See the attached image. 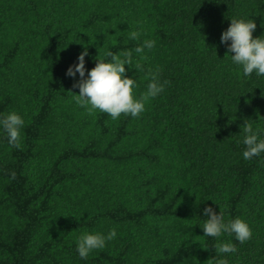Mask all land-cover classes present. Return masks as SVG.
<instances>
[{
    "label": "trees",
    "instance_id": "obj_1",
    "mask_svg": "<svg viewBox=\"0 0 264 264\" xmlns=\"http://www.w3.org/2000/svg\"><path fill=\"white\" fill-rule=\"evenodd\" d=\"M234 18L264 34V0H0V113L24 119L19 148L0 132V264H217L221 242L236 247L227 264H264V152L242 157L245 120L264 132V76L220 42ZM145 39L163 91L135 118L89 115L69 66L87 48L86 77ZM125 68L140 96L150 74ZM213 201L249 240L203 236ZM111 229L78 256L77 237Z\"/></svg>",
    "mask_w": 264,
    "mask_h": 264
},
{
    "label": "clouds",
    "instance_id": "obj_2",
    "mask_svg": "<svg viewBox=\"0 0 264 264\" xmlns=\"http://www.w3.org/2000/svg\"><path fill=\"white\" fill-rule=\"evenodd\" d=\"M256 27L255 21L250 18L230 19L228 28L221 33L220 37L222 44L227 43V53L230 55L231 62L242 69L244 77H249L253 73L256 76H264V34L253 37ZM261 27L264 28V23ZM140 35L141 31L138 28L135 31H129L127 39L136 41ZM154 44V40L145 39L131 49L116 53L111 50L106 51L104 55L108 59H97L95 67L87 71L86 77L85 56L88 55V51L85 48L77 57L78 63L69 66L65 73L71 77L79 74L80 80L74 84V87L79 89V94H75L77 104L84 107L89 115L99 110L107 113L112 120L118 119L121 114L137 117L144 111L146 101L159 95L167 83V81L163 83L159 81V69L153 71L140 62L145 59L146 50H151ZM126 65L129 66V70L135 69L137 73L150 74L146 91L140 96H136L134 91L137 87L134 76L126 75ZM23 127L24 119L17 112L0 113V132L6 136L8 145L19 148ZM242 129L244 133L242 143L245 146L242 152L243 159L250 160L258 157L264 152V138H261L264 132L259 129L254 130L248 120H245ZM214 203L219 206L218 212L212 206L202 210V217L206 218L202 224H199L203 230V236L219 238L222 233H230L239 243L249 240L252 236L249 224L239 217L225 222L221 206ZM115 236L114 229L109 230L107 234L85 231L76 239V252L81 259H86L94 250L103 249ZM213 248L218 258L217 264H227V258L222 254L236 252V247L230 242H221Z\"/></svg>",
    "mask_w": 264,
    "mask_h": 264
}]
</instances>
